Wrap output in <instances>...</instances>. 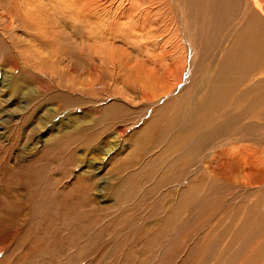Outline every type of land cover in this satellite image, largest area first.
Wrapping results in <instances>:
<instances>
[{
	"label": "rangeland",
	"instance_id": "374dc122",
	"mask_svg": "<svg viewBox=\"0 0 264 264\" xmlns=\"http://www.w3.org/2000/svg\"><path fill=\"white\" fill-rule=\"evenodd\" d=\"M252 1L249 0L251 6L254 4ZM14 2L25 4V7L29 5L30 9L43 3L47 9L44 18L49 16L59 22L56 29L63 23L59 17L61 14L65 20L72 19L77 37L80 31L87 30L89 35L81 39L84 41L89 36L93 45L91 68L95 72H91V92L63 91L50 82L51 79L34 71L37 66L30 64L29 57L26 62L25 57L31 47L36 43L45 45V42L37 33L40 29L34 30V37H29L20 26L22 24L8 21L10 18L18 19L29 27L35 26L26 21L22 10H16ZM260 2L264 6V1ZM179 4L180 0H0V264H264V252L258 251L264 249V194L261 195L264 190L259 189L263 191L259 193L256 187L260 186L246 185L248 175L239 168L245 153L232 155L234 145L225 146L235 138L222 136L226 133H218L214 128H210L213 131L201 129V136L210 140L207 139L206 145L201 147L197 163L189 167L186 180L181 183L169 181L160 190L166 191L171 203L180 209L170 226L175 229L178 225L179 228L176 234L168 237L172 228H163V211L159 206L150 204L155 207L152 213L150 206L148 209L139 205L144 192L139 195L133 193L122 204L116 202L118 173L115 169L113 171L110 160L114 157L112 161H116L126 155L128 135L114 137L117 134L115 126L111 131L114 136L110 138L113 140L110 147L99 139V145L108 151L107 155L106 151L85 155L79 142L66 141L73 137L76 127L87 120L78 118L83 110L75 105L83 104L89 95L92 97L86 103L98 105L113 101L114 97H104L119 83L118 87L121 85L128 90L123 83L129 75L132 74L129 77L132 78L136 73L132 67L135 63L158 61L166 68L170 65L173 73L165 75L163 72L164 75L161 74L156 82L158 84L153 82L164 86L173 80L179 63L185 62L182 80L172 92L157 100L129 106L136 110L149 107L146 116L168 98L177 97L184 87L189 86L193 75H198L197 79L201 78L202 84H208L211 72L209 76L203 72L201 75L200 72L195 73V49L190 38L186 37L187 26ZM9 10H13L17 18L10 14L9 17ZM34 18L32 21L37 22L40 15H34ZM243 23L244 19L239 18L223 32V36L222 32L215 36L214 39H223L217 48L211 41L208 62L212 68L216 69L221 61L220 52L224 50L225 53V49L232 45ZM51 34L50 29L48 35ZM30 38H35L36 43ZM111 47L117 48L115 55L111 54ZM38 52L35 50L33 59L39 55ZM122 53L130 55L132 60L129 63L133 61L134 64L128 66ZM98 54L104 57L100 59ZM72 60L80 61L77 58ZM229 64L233 67V63ZM27 67L36 73V80L41 78V81L33 82L32 77L27 76L29 85L23 86L22 81L29 71ZM260 67H264V62ZM240 78L251 79L248 76ZM62 94L70 105L61 104L58 98ZM69 106L73 108H67ZM90 107L92 104L88 105ZM209 113L207 121H222L225 116L219 111ZM87 116L90 118V114ZM130 117L139 120L145 117V112L137 115L131 112ZM122 124H128L130 127L125 126L128 133L132 132V125L124 121ZM141 129L142 126H136L135 133ZM191 138L188 150L195 144L194 137ZM247 141L250 147L260 148L259 143H255L258 140ZM118 145L120 150L115 153ZM80 155L85 157L83 162L81 159L77 161ZM68 156L75 158V165H79L67 164ZM88 166L92 167V175H97V185L92 191L85 190L76 180ZM155 170L158 180L166 174L162 161L157 162ZM122 180L123 177L121 183ZM160 192L153 200H161ZM168 205L166 203V209ZM254 252H258L256 258L252 256Z\"/></svg>",
	"mask_w": 264,
	"mask_h": 264
},
{
	"label": "bare ground",
	"instance_id": "6f19581e",
	"mask_svg": "<svg viewBox=\"0 0 264 264\" xmlns=\"http://www.w3.org/2000/svg\"><path fill=\"white\" fill-rule=\"evenodd\" d=\"M253 3L254 6L250 5L249 0H180L179 5L183 13L181 15L184 16V21L187 26L185 30L187 29L188 31L186 37L190 38L193 44L192 46H194L195 49V73L200 72L199 75H201L203 72L204 75L209 76L211 72L207 85L201 83V78H199V80L197 79L198 75H193V79L189 83V86L183 89L180 88L182 91L177 97L173 95L172 98H168L164 103L157 105L150 115L146 116V112L150 109L149 107L139 108L137 110L130 107L138 105L143 101L157 100V98L162 95L164 96L172 92V90L178 86L180 80H182L185 62H180L177 70H175L176 68L174 67L175 69H173V71L175 70L177 72L174 73L175 76L172 81L165 82L166 84L164 86H157L156 84L158 83L156 82L163 72L165 75L173 73L170 69V65L169 68H166V65L165 67L164 64L161 62L158 63V61L157 63L155 61H150V64H134V62L131 61L134 64L133 66L132 63H129V61L132 60L129 58L130 55L122 53L126 56L125 63L128 66L129 64L130 66L132 65L133 69L136 71L134 76L129 78L132 75L130 68L129 73L131 75L127 77L126 83L122 81V83L128 87V90L126 88H121V85L118 87L119 83L113 86V90L104 97L106 99L114 97L116 100L112 99L113 101L111 102L97 105L94 102L86 103L88 98L92 96L89 95V97H87L81 94L87 97V100L85 99V102L81 105H75L81 107L83 110V114L79 115L78 118L84 117L87 120L83 124L81 122L74 130L73 137L71 136L72 138L66 141L79 142L78 145L81 146V150L85 155L95 154L101 151H106L104 153L107 155L108 151L101 148L98 141L99 139H101L102 144L107 143L106 146H109L110 143L113 142L110 138L114 136L111 131L115 126H117V134L114 137L120 138L121 136L128 135L129 139L127 140L128 149L126 155L121 156V153H119L120 155L118 156L121 157H117L119 159L116 161H112L114 157H110V162H113V171L115 169L118 173V184L115 192L116 202L122 204L123 201L130 199L133 193L139 195V193L141 194V192H144L143 197L140 198L139 205L144 207L147 206L148 209L150 206L149 210L154 213L155 207L150 204L156 203L160 210L163 211L161 221L163 220L162 225L164 229L172 228L170 226L174 224L173 218L179 214L180 209L177 210L178 207L175 208L176 205L173 202L171 203V198L167 196L166 191L162 190V192H160V190L167 186L166 184L169 181L181 183L183 180H186L189 167L197 163L196 157L200 154L199 151L201 147L207 143L208 137L205 139V136H201L202 128H214L218 133H226L222 136L235 138V141H231L225 146L228 147L230 144L234 145L235 149L232 150V155H234L233 153H245V155L242 156L244 159L242 163L244 164L241 163L239 168L244 170L246 172L245 174L248 175L249 182L246 185H248V187H253L255 185L260 186L259 188L256 187V190H264V67H260L264 62V6L260 0H254ZM14 5L16 10L23 11L26 21L28 20L30 25L35 26L34 28L29 27L26 25L25 21V23H21L20 21L18 22V19L13 20L10 18L8 21L18 25L22 24L20 26L24 27L23 30L28 32L29 37H34V30L37 31L40 29L41 32L37 31V33L40 39L45 42V45H41L36 43L35 38H30L36 45L31 47L32 50L28 53V56L25 57L26 62L29 57L30 64L37 66L34 67L33 70L45 76L46 79H51L50 82L55 83V85L62 88L63 91L89 93L92 85L91 72L95 71L91 68V62L92 59H94L92 51L93 45L89 41V36L84 41L81 39L89 35L87 30L80 31V35L77 37L75 26L72 28V19L68 18L65 20L61 14L59 17H61L60 19H62L61 21H63V23L61 22L59 28L56 29V25L59 22H55L54 19L52 20L49 16L44 18L47 9H45L43 3L36 5L33 9H30L29 5H27L26 8L25 4H16V2H14ZM54 11H56V8ZM7 14L8 16L10 14V16H15V18H17L16 15H13V10L7 11ZM34 15L37 17L40 15V20H37V22L32 21ZM239 18L244 19L242 27L238 30L232 45L225 49V53L224 50L220 52L219 60L221 61L216 66V69L212 68L211 62H208L211 41L215 43L217 48L223 39H214L215 36L221 32V36H223L225 34H223V32L229 30L228 28L234 25ZM3 19L5 20V18ZM85 22L86 19L84 18L83 23ZM50 29L52 30V34L48 35ZM77 40H80V42ZM180 40L182 41V39ZM85 42L86 44L84 45ZM111 49H113L111 54L115 55L117 48L111 47ZM35 50H39V55L33 59V56L36 54ZM102 57H100V59ZM150 57L151 56H149V58ZM72 58L80 59L79 63H81V66L78 62L73 61ZM161 61L163 60L161 59ZM22 63H24V61H22ZM229 63H233V67ZM100 65H98V67ZM118 67L119 66H117L116 71H118ZM27 68L29 71L26 73L25 78L31 76V81H41V78L36 80L34 76L36 73L30 67ZM216 71L217 73L214 75ZM163 75L164 74H162V76ZM241 76H248L251 77V79L244 80L240 78ZM25 78L22 81L23 86L29 85L28 81H26L27 78ZM113 80H115V78ZM138 93H142V95L139 96ZM136 95L139 98H136ZM58 99L61 101V104L70 105L63 94L60 95ZM227 102L231 104H227ZM89 104H92V107L88 108ZM67 108H73V106ZM217 111L223 113L222 116L225 115L227 117L224 116L222 121L206 120L209 112L216 114ZM131 112L136 115L145 112V117L135 120V118L133 119L130 117ZM88 114H90V118H86L89 117L87 116ZM211 116L213 117V115ZM123 121L132 125L131 133H128L129 129L125 127L128 124H122ZM136 126H142V129L135 133ZM210 130L213 131L212 129ZM206 131L203 133L206 134ZM207 132L210 134L209 130ZM258 135H261V137L258 138ZM217 136L222 137L220 135ZM191 137H194L193 140H195V144L191 145L193 147L188 150L187 147L190 146L188 143L192 139ZM208 140H210V138ZM247 140H250L251 143L253 140H258L255 143H259L260 148H257V144V147H250L247 144ZM115 147L116 153L120 150V147L119 145ZM229 149H231V147H229ZM156 150L158 151L156 152ZM235 150H237V152H234ZM84 158L80 155L77 161L81 159L83 162ZM66 159L68 160L66 161L67 164H72L75 167L79 165V163L75 165L76 160L73 157ZM159 161L165 164L166 174L164 176L162 175V178L158 180V173L155 170V166ZM99 168L101 169L100 166ZM91 170L92 167L88 166L87 169L84 171L82 170L79 174V179H76L85 190L90 189V191L94 190L97 185L95 179L97 175H92L93 172L91 173ZM101 170L103 171V169ZM122 177L123 180L121 183ZM260 190L259 193L263 192H260ZM123 191L127 193L124 194ZM158 192L162 193L161 200L155 201L153 198ZM262 194H264V192L261 193V195ZM166 203L170 204L167 209ZM144 215L147 216L148 214L145 213ZM178 228V225L175 229L172 228V232L169 231L167 237L176 234ZM258 251L264 252V249ZM257 253L258 252H254L252 256L255 257ZM256 262L257 261H255V263Z\"/></svg>",
	"mask_w": 264,
	"mask_h": 264
}]
</instances>
